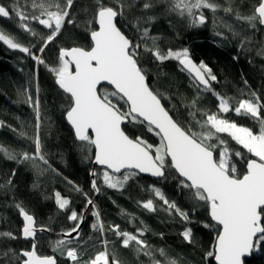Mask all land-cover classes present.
Instances as JSON below:
<instances>
[{"label": "snow or ice", "instance_id": "6c2138e0", "mask_svg": "<svg viewBox=\"0 0 264 264\" xmlns=\"http://www.w3.org/2000/svg\"><path fill=\"white\" fill-rule=\"evenodd\" d=\"M136 0H93L94 8L90 19L86 21L90 34V46L59 47L58 63L48 66L43 54L48 46L57 41L66 25H75L72 15L74 0H13L10 7L0 4V17L18 20V27L31 37L41 41L37 55L33 51L36 44L29 41L21 43L16 36L0 30V42L9 49L18 50L31 57L37 65H45L55 78V84L65 96L67 106L64 117L74 131L75 139L81 142V150L91 153L94 149L93 163L102 167V173L90 172L94 177L92 189L99 194L97 178L110 189L123 191L128 182L143 173L162 180L179 178V187L188 190L194 207L205 206L211 221L218 226V234L211 251L205 258H214L215 264H244V257L264 247V102L255 91L245 92L235 106L232 97L217 92L213 82L217 77L205 63H195L187 48L162 51L156 43L157 37L150 35L146 26L153 23L155 15H147L158 4L165 6L168 15H175L187 20L190 27H200L208 23L204 10L212 13V25L215 35L228 39L219 30L217 13L233 15L235 21L247 26L252 33L264 28V0H255L242 12V0H142L141 13L130 26L136 35L129 36L118 26V17L125 18L126 9ZM88 11L87 9L85 10ZM33 22L47 30L38 32ZM232 33V38H240L242 50L245 42L251 43V37L242 27L237 30L232 24H224ZM152 43L149 45L148 41ZM149 53L156 62L163 64L175 60L185 71L192 86L196 89L195 97L186 104L187 122L170 114L162 100L165 98L150 87L147 73L141 67V54ZM257 55L264 57V47ZM102 83L111 87L102 88ZM247 85V81L244 82ZM25 102L35 113L34 137L27 132L12 128L14 133L25 139H31L35 145L34 153L22 149L17 152L0 146V154L17 164H30L37 175L45 171L56 170L47 155L42 151L40 139L41 101L39 89L35 98L25 89ZM203 93H211L217 100L216 110H210L199 102ZM234 113L237 117L248 118L259 127L239 124L227 117ZM128 124L142 125L148 132L158 137V143H149L140 136L132 137L126 133ZM0 126L4 122L0 121ZM11 127V126H9ZM230 141L235 142L244 151L235 150ZM245 152L252 158L245 159ZM245 160V170L241 172L237 163ZM175 174V175H173ZM15 170L0 189L10 191ZM70 184L71 181H68ZM74 190L81 192L78 186ZM153 198L138 202V206L148 212L157 211L154 202H162L161 211L169 216H178L181 221L191 224L192 216L174 200L156 186L150 187ZM85 210L93 207L91 215L95 218L90 225L93 232L99 233L102 250L88 255L87 242L81 237L83 213L78 214L69 208L70 200L55 192V203L59 210L68 211L67 219L74 222L70 229L58 234L60 238L49 241L53 253H58L71 264H123L118 258V250L110 247L112 241L107 238L111 232L120 241V247L130 249L136 254L148 258L150 264H179L170 257L164 248L154 249L144 239L147 227L137 228L135 233L122 230L119 224L105 226L99 210L87 193ZM22 219L19 235L7 231L0 232V237L10 240L22 238L31 241L30 250L16 253L12 249L0 250L2 264H58L57 256L45 255L40 251L38 233L51 232L53 229L38 225L36 218L22 203H14ZM122 216H129L131 223L136 218L121 209ZM143 222L141 221V224ZM208 223L204 227H209ZM75 234V235H74ZM161 238L163 234L161 233ZM180 235L188 244H196V236L191 227H186ZM92 239L91 236L88 237ZM157 254L162 259H157ZM87 256V258H85Z\"/></svg>", "mask_w": 264, "mask_h": 264}, {"label": "trees", "instance_id": "16d2710c", "mask_svg": "<svg viewBox=\"0 0 264 264\" xmlns=\"http://www.w3.org/2000/svg\"><path fill=\"white\" fill-rule=\"evenodd\" d=\"M12 2L13 0H0V4L6 7H10ZM23 2L24 0H21V4ZM219 2L222 3L223 0ZM254 2L255 0H242L241 11L246 13L248 6ZM105 3L112 5L113 0H105ZM30 4L31 0H29V11H31ZM141 6L142 0H136L130 8L126 9L125 18L118 17V26H121L129 36L136 35L130 22L142 15ZM93 8V0H74L72 15L77 23L66 25L57 41L45 50L43 58L48 66H55L58 63V49L61 46H80L86 49L90 46V34L86 21L90 19ZM164 8V5L158 4L154 10L148 12L147 15H155L156 19L153 23L146 25L150 29V35L157 37L156 43L162 51L169 48L173 50L187 48L195 63L203 62L212 69L217 77V82H213V88L223 95L232 97L233 100L230 103L233 106L239 99L247 98V96H241L240 89L246 93L255 91L264 102V57L257 55V52L264 47L263 28L252 33L246 25L235 21L233 15H226L221 11L217 13V23L220 25L219 30L228 37V39H222L214 33L210 10H204L208 17L206 25L190 27L187 20L166 14ZM226 23L232 24L237 30L243 27L248 32L252 42H245L244 48L250 50H242L240 38H232L231 31L224 26ZM17 25L18 20L14 16L13 19L0 17V30L16 36L25 45H28L29 41L35 43L36 47L33 51L40 55L37 51L41 44L39 38L24 33ZM33 27L38 32H47L35 22ZM148 43L151 45L152 41L149 40ZM141 67L147 73V82L150 87L165 97L162 103L170 110V114L187 122L190 118L185 105L195 97L196 89L192 86L188 74L181 71L178 62L168 60L160 64L149 53L142 52ZM37 88L41 101L42 151L56 171H45L42 175H37L30 164H17L0 154V184L6 183L15 170L11 190L0 189V232L11 231L19 235L22 223L14 203H22L34 215L38 225L53 229L47 234L38 235L41 253L57 256L58 264H71L58 253H53L49 246L50 240L60 238L58 234L70 229L74 223L67 219L70 214L68 211L58 209L54 197V193L58 191L70 200L71 210H75L78 214L83 213L85 222L81 229V237L87 241L84 247L89 249L88 255H93L96 251L102 250V247L99 242V233L93 232L90 228L95 218L91 215L94 210L92 206L85 210L86 198L82 193H87L94 202L95 210H99L105 226L119 224L122 230L133 233L137 228L146 226L148 230L143 238L154 249H166L168 255L176 258L179 264H214L213 258L206 259L205 256L213 248L218 227L210 221L205 206L194 207L188 190L179 187L178 177L170 176L167 180H153L137 175L128 182L123 191L107 188L103 180L97 178L100 192L95 196L90 188L89 177L93 169L91 166L93 150L91 153L87 150L82 151L81 143L76 142L69 125L65 122L64 110L67 102L64 94L58 90L53 74L45 65H37L31 57L10 50L2 42H0V121L4 122V126H0V146L17 152L26 149L34 153L35 145L32 140L20 137L12 131V128L17 129V132L20 130L27 132L28 137L35 136V113L25 102L24 90L27 89L35 98ZM107 89L110 91L108 87ZM199 103L215 111L218 102L211 93H203ZM227 117L258 130L259 126L248 118L237 117L234 113H228ZM126 133L132 137L140 136L149 143L159 142L158 137L148 132L142 125L128 124ZM229 143L233 149L244 151L235 142L229 140ZM247 158L252 157L245 152V159ZM237 160V167L243 172L245 160L239 158ZM95 171L98 174L102 173V169L95 168ZM74 185L78 186L82 193L75 191ZM151 186L159 187L168 199L174 200L178 206L188 211L193 222L187 224L178 216H169L167 212L161 211L162 202L158 200L154 201L157 205L155 212H148L138 206V202L153 198L150 192ZM121 209L126 210L136 219L130 223V217L122 216ZM205 223L210 226L204 227ZM186 227L193 229L196 244L186 243L180 235ZM89 236L92 237L91 240L88 239ZM107 238L112 241L110 247L118 250V258L123 264H150L147 257L141 255L137 259L133 251L120 247V241L113 233L108 232ZM30 247L31 243L24 242L22 238L10 240L0 237V250L10 248L19 253L21 250H30ZM156 258L162 259L158 254ZM244 264H264V247L254 251L250 259L244 260Z\"/></svg>", "mask_w": 264, "mask_h": 264}, {"label": "water", "instance_id": "95a60500", "mask_svg": "<svg viewBox=\"0 0 264 264\" xmlns=\"http://www.w3.org/2000/svg\"><path fill=\"white\" fill-rule=\"evenodd\" d=\"M264 29V28H263ZM89 39H90V36H89ZM10 50H12V49H10ZM12 51H18V50H12ZM19 52V51H18ZM192 59V58H191ZM193 60V59H192ZM194 61V60H193ZM57 86V85H56ZM102 87H108L110 90H111V87L110 86H108L106 83H102ZM57 88H58V86H57ZM58 90L62 93V91L58 88ZM64 119H65V117H64ZM65 122L67 123V121H66V119H65ZM67 125H69L68 123H67ZM69 127H70V129H71V131H72V134L74 135V131L72 130V128H71V126L69 125ZM74 138H75V135H74ZM76 140V139H75ZM76 142L77 143H81V142H79V141H77L76 140ZM93 160H94V149H93ZM93 160H92V163H91V166H93V169L91 170V171H93V170H95V168H98V169H102V167L101 166H99V165H96L95 163H93ZM103 170V169H102ZM90 171V172H91ZM140 176H144V177H148V178H150V179H157V180H160L159 178H156V177H152V176H150V175H148V174H143V173H141V174H139ZM89 177H90V188H92V186H91V184H92V180L94 179V177L92 176V175H89ZM93 190V189H92ZM94 192V191H93ZM94 194H95V196H97V193H95L94 192ZM89 207H91V206H89ZM21 219V218H20ZM209 219H210V221H211V218H210V216H209ZM84 222H85V220H84ZM84 222L81 224V229H82V226H83V224H84ZM212 222V221H211ZM21 223H22V219H21ZM212 224L213 225H215V223L214 222H212ZM218 227V226H217ZM47 233H49V232H43V233H38L37 235H40V234H47ZM75 235V234H74ZM24 242H30L31 243V241H28V240H24V239H22ZM253 254V253H252ZM252 254L251 255H249V256H245L243 259L244 260H246V259H250L251 257H252ZM213 263L215 264V260H214V258H213Z\"/></svg>", "mask_w": 264, "mask_h": 264}]
</instances>
